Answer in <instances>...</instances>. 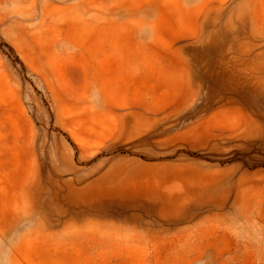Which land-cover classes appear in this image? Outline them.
Instances as JSON below:
<instances>
[{"label":"rangeland","instance_id":"374dc122","mask_svg":"<svg viewBox=\"0 0 264 264\" xmlns=\"http://www.w3.org/2000/svg\"><path fill=\"white\" fill-rule=\"evenodd\" d=\"M0 264H264V0H0Z\"/></svg>","mask_w":264,"mask_h":264}]
</instances>
